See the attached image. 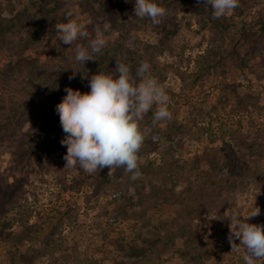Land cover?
Listing matches in <instances>:
<instances>
[{
  "label": "rangeland",
  "instance_id": "374dc122",
  "mask_svg": "<svg viewBox=\"0 0 264 264\" xmlns=\"http://www.w3.org/2000/svg\"><path fill=\"white\" fill-rule=\"evenodd\" d=\"M107 1L119 8H108L95 21L77 1H71L70 18L88 24L90 32L96 22L110 24L106 31L100 24L110 41L121 34L115 27L124 24L131 30L138 53L158 62L152 75L166 88L172 118L184 125L183 143L169 149L161 142L140 159L142 176L137 180L144 188L133 198L130 219L121 220L117 212L130 190L131 174L116 169L114 181L101 184L97 173L65 167L60 122L49 117L48 122L32 126L14 115L2 124L3 113L26 95L0 89V227L5 218H15L11 229L16 233L35 223L46 229L48 217L55 222L58 211L62 212L54 235L59 244L52 252H38L41 245L31 238L33 232L28 234L23 249L29 254L27 260L35 264H173L181 261L175 248H185L188 237L194 243L189 246L193 254L209 250V256H202L204 264H245L243 248L232 250L227 237L232 209L246 217L249 209L259 207L261 214L246 222L264 225V37L254 39L257 49L249 62L253 72L225 63L195 79L198 55L207 44L196 32L198 7L203 4L162 0L159 3L168 14L156 26L148 18L135 17V0ZM244 1L247 15H264V0ZM27 2L0 0V16L11 17ZM36 11L33 8L30 13L35 16ZM201 12L214 18L210 6H203ZM134 25H139L135 31ZM203 31L210 36L207 28ZM25 33L15 31L0 40V65L12 55L11 42L24 40ZM43 43V50L40 45L29 47L28 52L38 55L57 76L63 70L56 69L58 61L51 57L52 43ZM76 44L87 46L88 41L78 39L66 45L70 54L75 55ZM64 67L70 70L73 63L64 62ZM110 69L107 73L115 70ZM225 83L237 85L235 95L226 102L220 90ZM79 88L73 90L90 91L87 84ZM159 125L164 127L165 121ZM31 135L37 142L30 153L25 147ZM202 154L214 158L219 169H211L207 160L196 164L195 157ZM152 178L162 192L151 188ZM0 264H11L2 243ZM255 264H264V258Z\"/></svg>",
  "mask_w": 264,
  "mask_h": 264
},
{
  "label": "trees",
  "instance_id": "16d2710c",
  "mask_svg": "<svg viewBox=\"0 0 264 264\" xmlns=\"http://www.w3.org/2000/svg\"><path fill=\"white\" fill-rule=\"evenodd\" d=\"M71 1H77L79 6L88 12L89 17L93 21L104 17L108 8L112 7L113 10L119 8V5L107 0H28L25 7L23 9L17 8L11 17L0 16V40L15 31H26L24 40H19L18 43L11 42L10 45L14 47L12 55L0 65V89L23 92L26 95L21 100H14L12 107L3 113L4 121L2 124L11 121L14 115L18 119L29 121L32 126L35 123L48 122L50 120L49 117L56 119V122L59 123V116L55 112V106L66 95L64 91L66 87L80 89L79 87L82 83L88 85V78L92 75L99 72L107 73L109 71L108 68H111L110 70L115 69L116 58L129 65L133 75H135V70L140 62L146 60L136 50L133 35L130 34L132 33L131 30L121 24L120 28L115 27L114 29L119 30L118 32L121 34L114 37L113 41L104 37L107 41L106 46L100 53L93 54V61H87L84 65L74 61L73 56L75 55L70 54L71 52L67 51V46L57 39L58 33L55 32L54 27L56 24L66 22L65 13L70 12L68 4ZM161 1L155 0L159 5H162V3H159ZM94 4H97V6L94 7ZM33 8L37 10L35 16L30 13ZM246 9H248L246 1L241 0L239 1V6L232 12L217 19L204 15V13L202 14L203 5L198 7L200 16L196 32H200L202 40H207V44L198 55V71L193 78L197 79L199 76L209 73L211 69H217L225 63L241 69L250 68L253 72L249 62L254 57L257 49L255 40H262L264 37V15L263 13H257L250 17V15L246 14ZM140 20L143 21V19ZM246 22L250 24V28L246 26ZM138 26L134 25V31ZM206 28L210 33L208 37L205 36L203 31ZM173 32H175V29H173ZM44 40L52 43L51 57L58 61L56 69L58 70L59 67L63 70L57 76V71L49 70L38 55H32L28 52L29 47L40 45L42 47L41 50H43ZM246 41H249L248 46L244 45ZM147 61L151 64V72L153 74L158 62L153 61L151 58ZM64 62L73 63V67L70 68L71 74H69L70 70L64 67ZM69 76H74V79L69 80ZM236 86L232 83L223 85L220 90L222 94H226L224 102L233 98L232 96L236 93ZM230 94L233 95L230 97ZM154 111L155 106L140 122L142 129L151 128V132L146 135L138 153L140 159L158 148L161 142H166L169 149L177 148L178 145L183 143V134L186 133L183 123L174 117L165 121L164 127H161L159 123L153 126L152 117ZM199 129L201 131L204 130L202 127ZM33 136L31 135L26 141L28 146L25 147V150L29 148L30 153L34 152V146L37 142L34 141ZM202 160H207L211 169H219L214 158L206 154L196 156L194 162L197 164ZM108 172L109 169L107 167L96 172L98 183L109 184L114 181L116 178L114 173L109 176ZM172 177L175 176L172 175ZM153 179L149 181L150 185H152L151 188H154L156 192H162ZM143 188L142 181L135 180L131 182L128 195L123 197L125 202L120 204L117 212L119 219H130V211L135 203L133 198ZM61 215L62 212L58 211V215L55 216V222H52L51 217H48V221L45 222L48 224L46 229L42 225L37 226L36 223L28 224L25 226L24 232L22 231L21 233H16L11 229L15 218H5L0 227V243L4 246L8 262L20 264L26 261L27 264H35L32 260H27L29 254L26 251L27 249H23L25 240L30 232H33L31 238L37 240V243L41 245L38 252L46 253L49 250L52 252L55 246L59 244L58 239H55L54 235L58 230V222L61 221ZM186 240L188 244L185 248H175L181 261H175L173 264H204L202 256H209V250L205 248L201 254L195 255L189 248L190 245L194 244L192 243V238L188 237Z\"/></svg>",
  "mask_w": 264,
  "mask_h": 264
},
{
  "label": "clouds",
  "instance_id": "9594fccd",
  "mask_svg": "<svg viewBox=\"0 0 264 264\" xmlns=\"http://www.w3.org/2000/svg\"><path fill=\"white\" fill-rule=\"evenodd\" d=\"M198 3L210 6L217 19L239 6V0H198ZM134 14L140 19L148 18L158 26L168 10L155 0H135ZM71 16V12H66V22L56 24L55 32L57 39L65 45L71 46L78 39L88 41L87 46L76 44L74 49L75 61L84 65L93 61V54L100 53L106 46L100 27L103 22H96L90 32L88 24L71 19ZM103 27L106 31L110 24L103 23ZM71 79L74 76H69ZM88 86L90 91L86 93L66 87V95L55 106L65 134L60 140V144L66 146L65 167L79 168L89 174L107 167L109 176L114 170L123 168L131 174L132 181L137 180L142 176L138 153L146 135L151 132V128L142 129L140 122L153 106V126L172 119L165 86L152 75L147 60L140 62L133 75L131 67L117 58L113 72L92 75L88 78ZM260 214V208L255 206L249 209L246 217H241L237 209L230 213L227 239L232 250H238L237 246L243 248L245 264H255L264 258V225L246 222ZM234 240H239V244Z\"/></svg>",
  "mask_w": 264,
  "mask_h": 264
}]
</instances>
